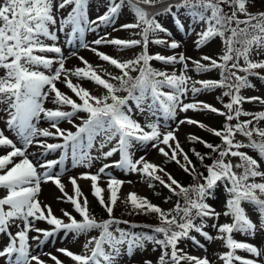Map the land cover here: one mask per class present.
I'll return each instance as SVG.
<instances>
[{
    "label": "snow or ice",
    "instance_id": "obj_1",
    "mask_svg": "<svg viewBox=\"0 0 264 264\" xmlns=\"http://www.w3.org/2000/svg\"><path fill=\"white\" fill-rule=\"evenodd\" d=\"M251 3L253 0H109L108 10L103 15L90 19L88 0H0V69L4 72L0 76V105L4 106L0 111L6 116H0V119L6 129L14 131L18 137L14 141L5 134L4 129H0V149L4 152L0 155V189L5 190V195L0 197V236L7 237L6 244L0 247V260L4 264H46L32 253L30 241H36L39 246L60 232L65 236L73 234L79 237L92 231H97L98 235L87 239L83 245V253L77 254L66 248L57 251L74 264H117L123 246L127 245V252L131 254L133 249L143 248L147 240L160 249L157 264H211L206 256H190L179 247L185 239L199 244L196 237L190 235L195 231L208 241L219 240L223 243L226 250L219 254L222 264H264L261 260L264 257V247L235 238L236 233L250 239H254L257 233H264V171L260 170L261 166L256 158L240 151L251 148L264 159V127L260 126L264 121V112L253 114L242 108L245 102L264 105V98L240 94L241 89L254 87L248 76H259L254 70L264 69V59L251 58L253 53L255 56L264 55V11L256 14L249 12L248 6ZM158 5L162 7H157ZM225 6L228 10H225ZM124 7L132 10L136 23L123 24L121 28L140 29L138 34L141 39H108L109 34H105L91 44H108L122 49L140 46L142 51L136 58L120 61L91 48L90 44L81 45L90 48L100 60L119 70V75L108 74L117 83L113 84L102 78L83 57L80 60L85 65L84 68L67 69L66 57L59 46L60 34H66L70 38L78 36L83 41L86 31L95 32L101 24L113 23L114 17ZM174 9H184L189 13L191 22L200 26L201 30L195 33L197 38L194 43L197 48L206 46L219 37L225 45L222 55L216 59L202 56L200 60H193L183 53L172 56L149 54V45L153 43L165 44L171 49L180 47L176 40L168 43L155 38L158 32L167 33V29L161 26L156 17L173 13ZM240 15L245 18L240 19ZM176 24L180 31H186L178 17ZM68 42L71 43V39ZM49 53L56 55H45ZM241 58L244 66L240 64ZM153 60L165 65H181L179 75L176 70L169 73L154 69L150 64ZM190 62L192 70L197 74L219 70L220 80H193L188 75ZM40 68L47 70V74ZM240 72L246 75H238ZM132 73L137 74L133 76ZM71 77L91 80L102 86L106 94L93 96L79 84H73ZM259 78L264 80V76ZM57 82L70 89L79 102L62 92ZM217 88L227 89L223 96L229 97L228 103H223L220 96L216 98L224 110L203 101L185 102L189 93L195 97ZM121 91L127 95H118ZM129 101L134 102L141 114L147 113L155 119H146L145 124L141 125L133 119ZM46 103L54 107L47 108ZM65 106L70 111L63 110ZM190 110L208 111L225 119L221 129L208 128L209 132L220 138L221 144L209 143L195 135L190 137V140L203 144L211 154H216V159L211 164L204 165L207 175L197 172L176 135L182 124L206 127L191 118L176 119L178 112L187 113ZM80 113L84 115H79ZM161 115L164 121H176L177 126L171 128L165 124L164 127H168V130H162ZM242 116L252 118L241 120ZM42 120L49 123V128L39 127ZM65 120L75 131L59 126ZM77 120L80 122L76 123ZM232 121L236 123L233 124ZM237 134L247 138V143L237 140ZM41 137L59 139L62 142L48 143ZM138 144H151L160 154L177 164H181L178 156H182L183 170L203 182L185 187L164 168L147 161L145 157L134 159L133 149ZM108 145L112 146L104 151ZM159 145L167 146L171 155ZM32 147L43 149L40 153L42 156L70 149L73 166L88 168L92 167L94 160H108L118 153V160L104 163L96 174L85 173L81 176L92 182L93 196L109 218L98 221L91 214L89 202L81 191L77 178H69L74 194L70 196L65 192L60 173L52 171L57 165L63 164V158L33 161L30 157L36 154L29 151ZM93 148H97L100 156L90 154ZM192 151L203 163L205 156L195 149ZM231 158H238L239 163L233 164ZM109 168L122 169L126 173H136L158 181L174 195L183 198V205L178 201L172 210L165 213L151 204L147 197H140L135 193L128 195L126 203L131 204L133 211L157 214L159 225L149 227L152 232L162 234L163 238L128 232L117 226L128 223L113 215L118 200L117 193L124 181L113 177L107 171ZM38 169L45 171L40 172ZM235 169L242 171L237 172ZM158 172H163L167 181ZM101 176L107 177V201L103 196L104 189L99 186ZM47 182L53 183L73 205L80 220L64 211L66 222L55 216L50 205L40 201L41 184ZM152 186L149 183V187ZM220 186L224 187L227 198L224 209L217 211L207 200L214 198L215 189ZM245 204L252 206L251 214ZM253 214L258 217L256 221L252 219ZM221 217L226 218L224 223H220ZM37 221H44L51 228H38ZM208 221H211L210 226L216 231L215 236L205 231ZM12 228L16 229L15 233ZM32 232L36 235H30ZM238 252L247 253L252 258L239 255ZM47 255L54 264H63L57 256L51 253ZM144 264L152 262L145 261Z\"/></svg>",
    "mask_w": 264,
    "mask_h": 264
},
{
    "label": "rangeland",
    "instance_id": "obj_2",
    "mask_svg": "<svg viewBox=\"0 0 264 264\" xmlns=\"http://www.w3.org/2000/svg\"><path fill=\"white\" fill-rule=\"evenodd\" d=\"M88 15L90 19H95L98 16L103 15L109 8V0H88ZM225 10H228L225 6ZM248 11L256 14L258 12L264 11V0H253V3H251L248 6ZM179 18L180 22L184 24L186 31H180L176 24V18ZM240 19H244L245 17L243 15H240ZM156 20L161 24V26L165 29H167V33L165 32H158L155 35V38L167 41L168 43H171L172 40H176L179 42L180 47L177 49H171L167 47L165 44H150L149 45V54H161L164 56H172L176 55L178 53H183L186 57H191L193 60H200L202 56H210L214 59L218 58L220 55H222L224 50V43L222 40L217 37L213 39L211 42H209L206 46L197 48L194 41L196 40V32L200 31V26L195 25L193 22H191V17L187 11L184 9H180L179 11L173 10V13L160 15L156 17ZM136 23V18L134 16V13L131 9L128 7H124L120 10V12L114 17L113 23H107V24H101L97 31H86L84 34L83 41L79 39V37H68L66 34H60V41L59 46L62 47L63 55L66 57L65 59V67L67 69H76V68H84L85 65L81 62L80 57H83L85 60L88 61L90 65L94 68V70L99 74L102 78L105 80H108L109 82L116 84V81H113L110 79L111 75H119L120 72L118 69H116L114 66L108 64L105 61H102L99 59V57L90 50V48H84L82 47V43L90 44L91 48H96L99 52L105 53L110 55L113 58H116L120 61H127L136 58L142 51L140 46H136L134 48H128V49H122L118 46L114 45H108V44H102L99 46L92 45L91 42L95 39L100 38L101 36H104L105 34L108 35V39H120V40H139L141 39V36L138 34L140 32V29H123L121 28V25L123 24H133ZM243 27V25L241 26ZM193 28H195V31H193ZM134 33H137L134 35ZM168 33H171V35H168ZM69 39H71V43H69ZM47 42V41H46ZM51 43V42H47ZM50 57H54L56 54H45ZM253 59H264V55L261 56H255V53H253V56L251 57ZM203 63H207L206 61H201ZM151 66L156 70H163L168 71L171 73L173 70H176L177 75H179V71L181 69V65L177 64L175 66L173 65H165L162 64L159 61L153 60L150 62ZM241 66H244V61L241 58L240 60ZM58 65H54L56 67ZM189 72L188 75L193 78V80H220V71L219 70H213L211 72H205L201 74H197L195 71H193V65L191 62L189 63ZM39 70L45 71L47 74V70L40 68ZM259 73V76H264V69H257L254 70ZM137 73H132L133 76H135ZM4 75V72L2 69H0V76ZM238 75L244 76L246 73L240 72ZM259 76L251 75L248 76V80L254 87H246L241 89L240 94L245 97H261L264 98V80H261ZM73 84H79L83 88L87 89L93 96H103L106 94V90L103 89L102 86L96 85L94 82L88 79H78L76 77H71ZM57 86L60 88V90L73 99L78 101V98L74 96V94L71 92L70 89H68L63 83L57 82ZM199 86V85H197ZM227 89L223 88H217L212 92H202L197 94L195 97H193L190 93L187 98H185V102H194V101H203L205 103H208L210 105H213L221 110L223 109V106L219 100L216 98L218 96L222 97L223 103L229 102V97L223 96V92ZM165 91H168V89H165ZM118 95L120 96H126V92H119ZM129 105L132 107L133 112L132 116L133 119L139 121L141 125H144L146 122V119H155L152 117H149L147 113L141 114L136 108L133 101H129ZM4 106L0 105V108ZM45 107L47 108H53L54 105L50 103H46ZM242 108L245 112L249 113H259L264 112V105L260 104L259 102H252L248 103L245 102L242 105ZM65 111H70V108L65 106L63 109ZM79 115H84L83 113H80ZM0 116H5V114L2 112L0 113ZM6 118V116H5ZM191 118L193 120L200 121L202 124H204L205 128H200L198 125H189V124H182L179 125V131L176 133L178 140L184 149L185 152L189 155V149L191 140L190 137L195 135L197 137L202 138L205 141H218L219 144H221V140L218 137H215L211 132L208 131V128L213 129H221L225 119L224 117H220L216 114H213L208 111H188L187 113L178 112L177 120ZM251 116H242L241 120H247L251 119ZM80 121H76V123H79ZM160 123L162 126V130L167 131L168 127L175 128L176 121H164L163 116H160ZM233 124L236 123V121H232ZM167 124L168 127H164V125ZM61 128L68 129L75 131V129L72 127L71 124H69L66 120L61 121L60 125ZM261 127H264V121L260 123ZM39 127L41 128H49V123L47 121L42 120ZM0 129H6V126L2 119H0ZM52 131H55L54 129H50ZM11 134H13L12 131H10ZM43 140H46L48 143H58L62 142L59 139L54 138H40ZM237 140L242 141L244 143H247V138L240 136L237 134L236 137ZM99 142V138H97V144ZM115 143V142H113ZM112 145H108L107 148L104 149V151H107L108 148H110ZM159 147L165 148V151H169V156L171 155L170 150L167 148V146L159 145ZM37 148V147H36ZM33 148H30L29 151H33ZM43 151L41 148H37L33 151V153L36 154L35 158L30 157L33 161H39L44 162L45 160H51L50 155L53 152L48 153L47 156H42L40 153ZM68 151V156H71V150ZM240 151L246 152L248 155L252 156L253 158H256L258 162L260 163V170L264 171V159L260 158L258 156V153L251 149V148H243L240 149ZM134 152V159H139L141 156L145 157V159L155 165H158L165 169L167 173H170L181 185L185 183L186 181H189V185L191 184V175L186 173L183 170V167L181 165L184 163L182 156H178V159L181 161V164H177L175 161L171 160L169 157H165L158 151L157 148H153L151 144L147 146L142 145H136V147L133 149ZM4 154L3 151L0 152V155ZM92 156H100V152L97 150V148H93L90 153ZM50 158V159H49ZM119 154L117 153L113 157L109 158L108 160H104L103 158L96 159L93 161V165L91 168L85 167V166H73V158L68 161V163L72 164V170L66 175V177H62L61 181L65 185V192H67L68 195H73V186L69 182L70 177L77 178V183L81 188V191L83 192L84 196L87 197V200L89 202V210L92 211V206H95L99 204L98 200L93 196V189H92V182L88 179L81 178L82 174L90 173V174H96L98 172V169L104 164V163H110L113 160H118ZM228 159V158H226ZM233 164L239 163L238 158H231ZM40 172L45 171L44 169H38ZM108 172L112 174L113 177L120 179L121 181H124L122 187L118 190V200L117 204L114 207L113 214L116 216V214L120 210H128L130 212H135L132 209V206L130 203H126L127 197L130 193H135L140 197H147V200L155 205L158 206L160 209H162L165 213L172 210L176 203L180 202V197L177 195H174L172 192H170L167 188H165L163 185H161L158 181L149 180L146 177L141 176L140 174L136 173H126L122 169L117 168H109L107 169ZM235 171L240 172L242 170L235 169ZM158 175H160L165 181H167V176L163 172H158ZM207 175V173H206ZM185 179H187L185 181ZM258 182L259 178H257ZM131 181V183H129ZM203 180L201 179L200 182L196 183H202ZM149 183H151L153 186L149 187ZM195 184V182H194ZM99 186L104 189L103 196L104 199L107 201L109 197V192L107 191L108 185H107V177L101 176V180L99 182ZM5 195V190L0 189V197H3ZM227 198V193L224 190L223 186L217 187L215 189V196L212 199H208L207 202L212 205L217 211H222L224 209V202ZM39 199L43 204L50 205L53 213L58 218H62L67 222V217L63 216V212L67 211L72 216H74L77 220V216H79L75 211L73 205L67 201V199L63 196V194L59 191V189L51 182L42 183L41 184V192L39 194ZM100 205V204H99ZM183 205V202L181 203ZM248 212L252 213V206L245 204L244 205ZM137 213V212H135ZM140 215H143L144 213H137ZM175 215V213H172ZM151 221L144 224H119L117 225L120 228L125 229L128 232H135L138 234H145L143 231L147 228L148 233L146 235L155 236L157 238H163L162 234H156L152 232L151 227L149 226H157L159 225L160 221L157 216V214L152 213ZM252 219L256 221L258 217L256 215H252ZM226 218L221 217L220 223H224ZM199 222V221H197ZM132 225H136V227H132ZM211 221H208V227L205 228V231H208L211 235L215 236L216 231L215 229L211 228ZM36 227L41 229H50L51 226H49L44 221H37ZM116 227V226H114ZM13 233H15L16 229H11ZM145 232V231H144ZM63 232L57 233L59 237L62 236ZM56 234V235H57ZM30 235H36L35 232L30 233ZM97 231H92L88 233L87 235H80L79 237L74 236L73 234L67 235L64 239L66 241L64 244L67 246L66 249L71 250L74 253L81 254L83 253V245L87 241V239H90L92 236H97ZM118 235V234H117ZM190 235L195 236L196 239L199 241V244L194 243L192 240L185 239L180 244L179 247L183 249L185 253H187L190 256L194 257H207L211 264H222V262L219 260V254L225 251L226 249L223 247V243L219 240H212L208 241L204 239L199 233H196L195 231H192ZM62 238V237H61ZM235 238L238 240H245L247 242L253 243L257 245L258 247H264V233H257L256 237L254 239H250L248 237L242 236L239 233L235 234ZM43 239V237H41ZM7 242L6 236H0V247H2ZM34 242V246L38 245L36 241ZM156 249L155 251L153 249ZM50 251V250H49ZM34 255H38L40 259L44 260L46 264H54V262L47 258L48 260H45L46 256H48V253H44L42 251L35 250ZM239 255L246 256L248 258H252L249 256V254L244 252H238ZM57 256V255H55ZM160 256V249L157 245H154L151 241H145L143 248H136L133 249L132 253L129 254L127 252V245L123 246L122 248V254L118 258L117 264H144L145 261H151L152 264H157L158 259ZM63 264H74L68 257H58ZM262 261H264V257L261 258ZM0 264H4L3 260H0Z\"/></svg>",
    "mask_w": 264,
    "mask_h": 264
},
{
    "label": "trees",
    "instance_id": "obj_3",
    "mask_svg": "<svg viewBox=\"0 0 264 264\" xmlns=\"http://www.w3.org/2000/svg\"><path fill=\"white\" fill-rule=\"evenodd\" d=\"M157 7H162V6H157ZM263 70V69H262ZM209 143L212 144H219L218 141H207ZM192 149H195L196 152H199L201 155L205 156V160L203 161V163H201V161L196 157V155L193 153ZM189 157L192 160L193 164L196 167V170L198 173H204V175H206L207 171L204 167L205 164H211L212 161L214 159H216V154H211L210 150L207 149L203 144H200L198 142H194L191 140V144H190V149H189ZM187 179H185L186 181ZM200 178L194 179L193 176L191 175V184L193 185L194 182L196 183L197 181L200 182ZM189 181H186L185 183H183V186L188 187L190 186ZM180 199V203L183 202V198L181 196H179ZM91 214L98 220V221H103L105 219H108V213L105 211V209L103 207H101V205L97 204L95 206H92V211ZM114 215V214H113ZM114 217L116 219H119L121 221H128V224L134 223V224H144V223H148L149 221L152 220V218H154L152 216V213H148V214H137L135 212H130L128 210H120L116 216L114 215ZM78 220L81 219L80 216H77ZM145 231V232H144ZM143 231V233H148V229L146 228Z\"/></svg>",
    "mask_w": 264,
    "mask_h": 264
},
{
    "label": "bare ground",
    "instance_id": "obj_4",
    "mask_svg": "<svg viewBox=\"0 0 264 264\" xmlns=\"http://www.w3.org/2000/svg\"><path fill=\"white\" fill-rule=\"evenodd\" d=\"M0 113H2V111H0ZM34 150H36L37 148L36 147H32ZM33 150V151H34ZM3 151L2 149H0V152ZM32 151V152H33ZM54 153V152H53ZM51 154L50 157H51V160H57V155L55 154ZM65 242V241H64ZM64 242L62 243V239L61 238H58L56 241L54 242H51V240H49V238L42 244V245H37L34 249H32V251H35V250H38V249H41L43 250L44 252H49L51 253L52 255H57L58 257H64V255L60 252L57 251V249H60V248H66L67 246L64 244ZM50 250V251H49ZM45 260H48V259H45ZM50 261V260H48Z\"/></svg>",
    "mask_w": 264,
    "mask_h": 264
}]
</instances>
